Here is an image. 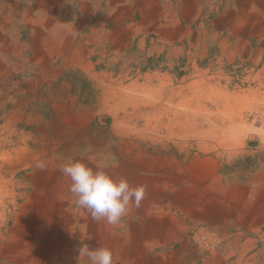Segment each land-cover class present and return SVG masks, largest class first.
I'll list each match as a JSON object with an SVG mask.
<instances>
[{"label": "rangeland", "instance_id": "rangeland-1", "mask_svg": "<svg viewBox=\"0 0 264 264\" xmlns=\"http://www.w3.org/2000/svg\"><path fill=\"white\" fill-rule=\"evenodd\" d=\"M68 158L141 205L94 220ZM69 234L67 264H264V0H0V264Z\"/></svg>", "mask_w": 264, "mask_h": 264}, {"label": "clouds", "instance_id": "clouds-1", "mask_svg": "<svg viewBox=\"0 0 264 264\" xmlns=\"http://www.w3.org/2000/svg\"><path fill=\"white\" fill-rule=\"evenodd\" d=\"M36 167L42 170L44 164L38 162ZM61 171L71 181L69 191L76 205L86 209L94 220H104L112 226L120 224L130 206L138 208L145 196L143 186H132L123 177L116 179L100 165L94 168L84 160L68 158ZM82 256L87 257L88 264H114L113 250L106 246H83L79 252Z\"/></svg>", "mask_w": 264, "mask_h": 264}, {"label": "bare ground", "instance_id": "bare-ground-1", "mask_svg": "<svg viewBox=\"0 0 264 264\" xmlns=\"http://www.w3.org/2000/svg\"><path fill=\"white\" fill-rule=\"evenodd\" d=\"M68 44V43H67ZM68 48V47H67ZM70 52V51H69ZM78 57V60L79 62H81L82 64H85V59L84 57L82 56V54H78L77 55ZM88 64V63H87ZM86 67H90V65H86ZM97 75V74H96ZM94 76V75H93ZM89 221V219L86 217V216H83V219H82V222L85 224ZM78 222V220H76L73 216H67V219H66V223L68 225V227H74L75 224ZM160 226L159 225H154V227L152 228L151 230V234L149 235V237L152 238V240H155L157 238H160ZM85 233L87 234L88 233V230L85 228ZM158 234V235H157ZM162 236V235H161ZM68 236H66V239L63 240L62 242L59 243V250H60V256H59V260L62 262V263H65L67 264L68 263V260L70 258V253H71V246H72V239H71V234H69V238H67ZM86 237V236H84ZM113 252H114V249H112ZM57 255V254H56ZM71 261V260H70ZM130 261V260H129ZM82 264V263H81ZM147 264V263H145Z\"/></svg>", "mask_w": 264, "mask_h": 264}]
</instances>
